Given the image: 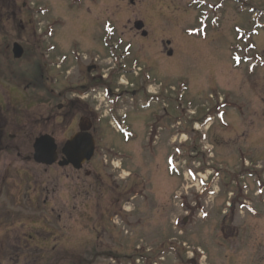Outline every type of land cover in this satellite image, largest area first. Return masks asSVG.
<instances>
[{
	"label": "rangeland",
	"instance_id": "1",
	"mask_svg": "<svg viewBox=\"0 0 264 264\" xmlns=\"http://www.w3.org/2000/svg\"><path fill=\"white\" fill-rule=\"evenodd\" d=\"M118 1L18 0L32 20L34 60L42 63L47 55L48 77L58 86L73 90L76 61L101 58L108 39L113 44L107 21L114 18L123 29L120 15L148 21L156 12L154 4L146 3L151 11L141 15ZM196 12L181 9L171 21L162 18L164 30L160 21L151 29L153 40L172 41L175 54L159 67L152 61L156 72L146 81L169 94L172 79L177 103L169 111L178 123L172 130L161 117L149 141L160 105L130 110L124 126L132 138L124 140L105 115L93 160L103 188L89 190L90 179L81 187L76 177L61 180L57 167L46 173L31 160L22 164L31 158L32 138L48 127L19 122L23 149L3 152L0 160V264H264V0H228L210 13L212 24L195 21ZM106 60L103 75L112 63ZM28 77L39 78L35 69ZM33 94L28 109L34 115L54 110V117L56 105L67 101L56 97L57 88L51 95L35 87ZM100 98L92 105L103 108ZM170 158L178 159L179 175L170 173ZM61 190L69 191L65 200ZM9 232L31 245L15 244Z\"/></svg>",
	"mask_w": 264,
	"mask_h": 264
},
{
	"label": "flooded vegetation",
	"instance_id": "2",
	"mask_svg": "<svg viewBox=\"0 0 264 264\" xmlns=\"http://www.w3.org/2000/svg\"><path fill=\"white\" fill-rule=\"evenodd\" d=\"M119 2L121 4L125 3L126 6L128 5L131 8H139L141 15L151 11L150 8L146 7V3L154 4L156 12H152L154 17L149 18L150 21H145L134 14L124 13L120 15L121 18H126L123 29H119L113 18L111 23L115 28L112 36L113 44H108V39L105 44L107 46L106 52L101 58L96 56L76 63L75 87L79 94L76 93L74 94L76 95L75 97H69L65 103L58 104L55 110L57 115L51 117L50 115L54 110L49 111V116H45L43 113L34 115L33 110L30 111L28 109L29 106H34V99L32 98L34 97L33 90L35 87L37 91L51 93V86L54 85L53 80L47 74V55L45 60L42 59V63L37 60V57L34 60L32 55L30 48L33 44H31L30 38H32L33 43L34 35L32 34L31 37L32 31L29 26H31L32 20L30 15L24 14L21 8H18L19 3L17 0H0V160L3 152L7 153L12 150L23 149L24 143L17 142L19 136L17 135V126L19 122L23 126L31 125V123L32 125H42L43 127H48V130L42 131V133L32 138L31 158L23 159L21 163L24 164L25 160H31L35 164L34 142L39 136L48 135L57 144V161L51 166L35 165L44 168L46 173L50 169L57 167L61 171L59 179L66 180L76 177L79 182L77 186L79 187L85 181L86 184L89 183L88 180L90 179L92 185L89 183V190L95 188L93 185L103 188L102 173L98 170L100 165L96 161L94 166L90 164L91 166L89 167V163H85L80 169H77L72 164H67V158L62 153L64 144L73 135L79 133L81 129L88 130L94 137L99 132L98 123L104 119V111L102 108L92 105L91 100L94 92L104 89L108 91L107 100L110 109L107 114L111 118L121 115L122 112L126 113L124 116L127 118V111L140 112L154 104H159L160 110L158 112H161L162 115H157V118L169 116L171 120L172 115L169 110L174 109L176 104V95L172 90L174 86L172 79L167 78L169 81V94H167V91L162 92L161 86H156L158 85L156 82L151 80L147 82L146 79H150V75L156 72L154 67L151 66V62L154 61L156 66L159 67L158 61L163 57L171 59L175 54V49L169 38L161 39V41L153 40L154 32L151 29L160 21V27L164 30L162 18L166 16L171 21V18L176 17L181 9L187 11L188 9L197 10L198 16L201 13L208 15V13H211L209 12L211 11L210 7L214 10L218 6H222L225 0H213L211 6L207 1L203 0H119ZM188 6L189 8H186ZM211 15L207 16L208 20ZM138 21L143 22V28L140 31L135 29V24ZM195 21H197V18H195ZM15 43L20 44L23 50V56L19 61L13 60L12 51ZM5 59L7 60L6 64L3 63ZM105 59H107L106 61H112V63L109 61L111 67L107 69V71L109 70V75H103L105 70L102 62ZM118 64L121 65L119 66ZM146 64L147 66H145ZM22 65L24 67L19 68V70L17 66ZM34 69L39 77L36 81L28 77L33 75ZM119 76L127 78V82L122 88H118V85L123 82L119 80ZM63 94L65 95V93ZM41 96V100H43L44 95L41 94ZM60 96H62L61 93ZM90 96L91 99H89ZM17 103L25 105L27 109L18 110L14 108L13 105ZM59 106H61L60 109H58ZM51 118L54 119L51 120ZM156 120L151 124H155ZM95 140L97 148L99 143L97 144L96 138ZM24 148L29 149L28 147ZM96 155L97 150H95ZM96 160H98V157ZM61 163L62 165H60ZM13 165L15 166L16 164L13 162ZM13 165L10 163V167L7 168L8 172L12 170L11 167ZM101 166V169L105 167L104 165ZM5 172L7 171L5 170ZM60 183L61 181L58 182L59 186H61ZM2 185L3 174L0 173V198L3 194ZM58 192L61 193L62 199L65 200L63 197L69 191L61 190ZM9 234L16 238L15 244L31 245V241L25 239V237H17V232H9ZM8 239L10 240L11 237ZM1 242L2 238H0V245Z\"/></svg>",
	"mask_w": 264,
	"mask_h": 264
},
{
	"label": "water",
	"instance_id": "3",
	"mask_svg": "<svg viewBox=\"0 0 264 264\" xmlns=\"http://www.w3.org/2000/svg\"><path fill=\"white\" fill-rule=\"evenodd\" d=\"M142 24H137L136 29L141 30ZM13 53L16 59L22 55V50L15 45ZM95 143L91 135L85 129L73 136L64 146L62 152L67 158V164H72L80 169L82 164L90 161L94 156ZM56 146L53 139L43 136L35 141L34 160L43 165L50 166L56 162ZM62 165V163L60 164Z\"/></svg>",
	"mask_w": 264,
	"mask_h": 264
}]
</instances>
